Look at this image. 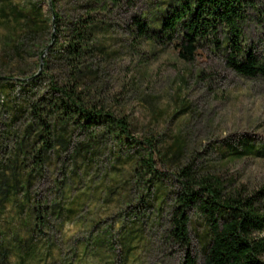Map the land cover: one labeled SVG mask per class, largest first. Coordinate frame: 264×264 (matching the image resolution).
<instances>
[{
  "label": "rangeland",
  "instance_id": "rangeland-1",
  "mask_svg": "<svg viewBox=\"0 0 264 264\" xmlns=\"http://www.w3.org/2000/svg\"><path fill=\"white\" fill-rule=\"evenodd\" d=\"M175 1L0 0V264H183L187 252L202 264L209 237L196 210L188 247L169 236L175 172L187 165L227 190H263L264 205V77L238 75L210 49L187 62L140 36L137 22L157 30ZM252 2L243 41L264 61V0ZM36 9L49 21L37 28ZM87 17L89 52L71 69L48 50L40 69L39 51ZM50 81L123 119L129 136L49 114ZM149 155L161 175L135 173Z\"/></svg>",
  "mask_w": 264,
  "mask_h": 264
},
{
  "label": "trees",
  "instance_id": "trees-1",
  "mask_svg": "<svg viewBox=\"0 0 264 264\" xmlns=\"http://www.w3.org/2000/svg\"><path fill=\"white\" fill-rule=\"evenodd\" d=\"M252 8V0H176L157 30L140 21L137 22V30L147 40L172 45L184 61L192 62L198 50L210 49L218 53L238 75L264 77V61L243 41V26ZM33 14L31 20L35 28L49 22L40 18L42 14L38 9L33 10ZM57 21L58 16L54 14V23L57 24ZM71 24L68 29L71 40L64 44L57 39L47 55L64 59L72 69L89 52L94 19L87 17ZM46 47L39 51V57ZM61 49L63 52L59 51ZM46 56L43 66H47ZM38 80V77L29 81L20 79L19 83L31 85ZM49 83L52 94L58 95L55 100H47L49 114L58 113L63 117L73 114L84 129L91 130L98 125L107 128L115 126L120 135L129 136L128 124L123 119L116 120L108 113L89 108L82 103L73 85ZM31 114L40 119L41 127L47 132L50 130L42 119L44 113L40 106L31 105ZM147 142L151 146L150 141ZM182 149L178 144L168 147L167 151L180 154ZM142 171L149 172L150 177L161 175L155 171L151 155L136 163L135 173ZM175 179L177 190L173 196L174 207L169 213L171 238L188 247V211L194 209L204 221L209 237L202 264H264V205L260 202L263 190L255 194L227 190L217 177L202 174L190 165L179 168ZM183 264H194L189 252Z\"/></svg>",
  "mask_w": 264,
  "mask_h": 264
},
{
  "label": "water",
  "instance_id": "water-1",
  "mask_svg": "<svg viewBox=\"0 0 264 264\" xmlns=\"http://www.w3.org/2000/svg\"><path fill=\"white\" fill-rule=\"evenodd\" d=\"M52 40H54V35H53V37H52ZM50 48H51V45H49V46L43 51V53H42L41 56H40V65H39V68H40V69H41V67H42V65H43V58H44L45 54L47 53V51H48ZM39 72H40V71H39ZM39 72H38L35 76H38ZM35 76H34V77H35Z\"/></svg>",
  "mask_w": 264,
  "mask_h": 264
}]
</instances>
